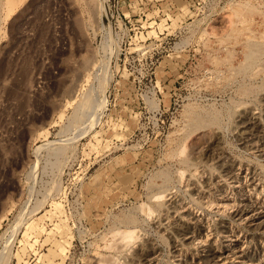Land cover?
I'll use <instances>...</instances> for the list:
<instances>
[{"label": "rangeland", "instance_id": "obj_1", "mask_svg": "<svg viewBox=\"0 0 264 264\" xmlns=\"http://www.w3.org/2000/svg\"><path fill=\"white\" fill-rule=\"evenodd\" d=\"M0 1V264H90L97 253L121 259L103 248L119 244L108 233L125 228L127 212L139 218L132 248L154 236L165 245L158 264H169L172 242L154 227L157 212L144 215L140 205L154 203L149 183L161 167L174 176L210 138L206 128L184 135L188 109L212 107L227 117L245 80L224 77L245 60L248 35L264 37L263 0H17L11 9ZM87 93L105 105L82 133L71 117ZM224 134L234 155L264 165L231 130ZM57 144L67 147L58 160L48 150ZM207 208L199 212L214 223L229 215ZM220 234L202 240L221 243ZM181 252L193 256L197 245Z\"/></svg>", "mask_w": 264, "mask_h": 264}, {"label": "bare ground", "instance_id": "obj_2", "mask_svg": "<svg viewBox=\"0 0 264 264\" xmlns=\"http://www.w3.org/2000/svg\"><path fill=\"white\" fill-rule=\"evenodd\" d=\"M245 1L247 2L248 0H245ZM16 2L17 0H6L5 1L6 6H8L10 9L16 4ZM260 3H261V0H260ZM261 9L262 8L258 10H261ZM240 12L241 11H239L237 14H239ZM241 14L242 13H240V15ZM232 15H235V14H232ZM231 21H234V17L233 18L231 17ZM243 23L245 22H242V24ZM233 24L231 25V27H233L234 25L236 26L237 22L236 24L234 25ZM248 24H251V23H248ZM243 25H247V24H243ZM256 28L257 27L252 28V30ZM235 31L236 30H234V32ZM237 32H240L239 29ZM245 33L247 32L245 31ZM262 33L264 34V32ZM235 34L238 35L239 33H235ZM243 34H244V31H243ZM224 35L226 36V34ZM238 36H241V35H238ZM241 38L238 39L239 43H240V40H242ZM256 38H254V36L248 35V37L246 38V46H244L246 47V49L243 48L244 50H246V53H244L246 54V56L243 55L245 60L242 59L244 61L242 63H238L239 65L234 64V65H237L235 67L233 65H231L233 67L228 66L231 70L228 72V75L226 74L227 77L223 76V74H225L224 69H223L224 73L221 74V76L224 77L226 81H228L227 78L232 79V77L238 76V75H241L242 79L245 80L239 85L238 91H236L238 94L237 97L234 99L232 98V100L231 98H229L233 104L230 106V108H228L229 113L227 114V117H226L228 118L227 121H225L226 115H224V113H222L220 109L217 110L212 107L209 109H205V108L201 109L199 105L197 106H199L200 109L195 106L190 107L187 112V116H188L187 123L185 126H183L185 127L184 135H187L191 131L199 129V128H206L209 130V133L206 132V134L207 133L210 134V138L209 139L207 138L208 141H206V143H202L203 146L200 145L201 147H198V150L193 152L194 154L193 156L191 155L192 157L190 156L192 152L190 154L186 152L187 154H189L188 156H190V158H187L186 156L184 157V159L180 160L183 167L182 169L180 168L181 170L179 171L176 170L177 172H179L177 174L180 175V176L175 177V178L179 177L178 179L174 178V176L177 174L175 173L173 176L169 168L163 169V167H161L162 168L161 170L159 168L160 171H158L152 177L149 183L150 188L153 189V191L150 193L149 199H150V202L152 201L154 203L153 204L151 203L150 205H148V203L147 204L143 203L144 202L143 201L142 205L139 204L141 206L139 208V210L141 209L140 212L144 211L146 213L144 215L149 214L148 216L150 217V214H152L155 211L157 212L155 219L152 220L153 225L159 231L162 237L164 236L172 242L173 247L172 246L171 247L174 248V252H175V254L173 255L174 259L171 258L172 260H170L169 264H264V165H260V166L252 165L250 163H247L245 161V158L243 160L242 159L243 157L240 158V156L238 157L236 156V154L234 155L232 151L229 148L227 149L226 147V144H227L226 142L227 139H225L226 133L224 134V131H226V129L231 130L237 139L236 142L238 141L240 146L243 148L242 150L245 149V151L248 150L249 152H253V154H256L257 156H259L260 158L264 160V37L259 38V39L258 38L256 39ZM223 39L225 40V38ZM222 40L221 42H223ZM216 42H217V38H216ZM236 43L238 42L236 41ZM224 44H229L228 40H227V43L225 42ZM227 47H229V45ZM241 47L243 46H240V48ZM225 50L227 51V49ZM230 51H234V50L230 49ZM241 51L242 50H240V52ZM236 53H237V50H236ZM242 53L243 52H241L240 54ZM238 59L240 60L241 57L237 58V60ZM210 61L212 62V60ZM218 63L220 62H217V64ZM220 69H216V70L219 71ZM218 75L219 73L217 74V77ZM223 80L221 83H223ZM211 81L213 82V80ZM209 82H206V83H209ZM221 83H219V85ZM82 98H83L82 100L81 99L78 100V97H77L74 100V101L78 100L76 102L78 103V106L75 107L76 108L75 112L73 111V114H72V116L74 115V118L71 117V119L75 120V124L76 122H80L79 128H81L82 133H86L88 131L87 125H90L91 127L95 125L93 124V121L96 118V114L98 113V110L102 106L104 107L105 104L103 105L104 102H101V100L99 101L98 99H95L89 93H87ZM62 116L63 114H61L60 117ZM176 132H178V130ZM202 132L203 131H201V133ZM176 136L178 137V135ZM193 136H191L190 138H192ZM69 139H72V138H69ZM176 139L174 140L176 141ZM50 143H53V142H49V145ZM190 143H191V140H190ZM176 145L178 146L177 143ZM177 146H174V148ZM184 147H179V148H182V150H178V151L182 153V152H185L184 151L185 148L189 150L187 147L185 148ZM40 148L41 147H37L36 151H38ZM66 149H67L66 144L65 145L57 144L56 146L54 145L48 150H49V153L53 154L58 160L60 156L64 157V154H66L65 153ZM168 153H169V150L167 151V154H165L164 156L168 155ZM171 154L170 156H172L174 153L172 155ZM174 155H176V151ZM182 155L183 154H181V156ZM179 179H181L182 181L181 185L183 186V191H181L182 190L181 187H180L181 189H179V187L175 185L176 183L175 180L179 181ZM101 206H103V204ZM209 206H212L215 209L216 213L223 211L225 214L227 213L229 215L228 216L224 215L216 223H214L210 220V218L206 217V215L202 213L203 210ZM133 208H134V211L138 210L137 208L135 209V206ZM200 209H203V210L199 212ZM127 213L121 218V221L127 224L125 228L123 227L124 229L120 228L116 231H114L115 229L114 228L112 229L113 231L111 230L110 233H108V235H110L111 232L117 234V237H120L121 239L120 241L116 242L119 244L114 245L112 243L113 244L112 247L111 246L106 247L107 245L104 242L106 245V246L104 245L105 248H103L104 246L102 245V243L101 245L103 247L100 246L101 249L102 248L107 249L109 247L112 248L115 254L120 252L119 256H121V259L113 257L114 253H112L113 255L111 254L112 257L110 258H107V257L105 258L104 256H101L99 253H97L94 255L92 254L93 258L91 261L93 262V264L94 263L95 264H158L159 263V260L161 259V256L164 253L165 245L163 247V245L157 240L156 237L151 236V235L142 236L143 234L141 235L142 237L139 236L141 238H138L136 236V239L138 238L139 240H138L137 245H135L134 248H132L134 245H130L131 243L130 244L128 243L129 240L134 236V234L138 235L136 228H138L139 226V218L136 214L137 212L136 213L127 212ZM115 218H118V217H115ZM118 225H115V226H118ZM234 225H239L240 231L236 230V228H234ZM30 230H31L30 227H27L23 234L25 241H27L29 238ZM158 231H156V234ZM216 232H218L219 234L220 233L222 234L221 243H217V241L213 240L214 238L212 239V237L210 240H207V241H205L204 239L202 240V237L204 235H206V237L210 235L214 236ZM249 233L256 235L254 239L255 240L257 239V240L254 241L253 239L254 241L253 242L252 239H249L250 238ZM113 236L112 237L110 236L111 240ZM105 237H107V235ZM162 237L160 239H163ZM105 241H108V240L106 239ZM130 242H134V241L130 240ZM192 245H194L195 247L197 245V254L191 256L189 254H184L181 252L184 246H192ZM97 247L100 248L99 246ZM98 252L102 253V251H98ZM106 254L108 253H104L105 256Z\"/></svg>", "mask_w": 264, "mask_h": 264}]
</instances>
